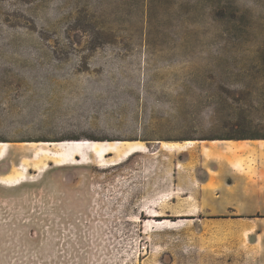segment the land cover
I'll use <instances>...</instances> for the list:
<instances>
[{"label": "rangeland", "instance_id": "374dc122", "mask_svg": "<svg viewBox=\"0 0 264 264\" xmlns=\"http://www.w3.org/2000/svg\"><path fill=\"white\" fill-rule=\"evenodd\" d=\"M262 57L264 0H0V264H264L210 139L264 134ZM82 138L146 150L20 144Z\"/></svg>", "mask_w": 264, "mask_h": 264}, {"label": "crops", "instance_id": "0c3cea01", "mask_svg": "<svg viewBox=\"0 0 264 264\" xmlns=\"http://www.w3.org/2000/svg\"><path fill=\"white\" fill-rule=\"evenodd\" d=\"M234 140L238 143L234 150L222 148L212 153L222 156L225 160L223 165L229 162L232 168L234 221L248 218L249 221L246 223L249 225L264 224V139ZM224 153L229 154V159ZM254 219L260 221H253Z\"/></svg>", "mask_w": 264, "mask_h": 264}, {"label": "bare ground", "instance_id": "6f19581e", "mask_svg": "<svg viewBox=\"0 0 264 264\" xmlns=\"http://www.w3.org/2000/svg\"><path fill=\"white\" fill-rule=\"evenodd\" d=\"M194 141L163 142V147L169 149H184L185 145H191ZM21 146H28L35 157H41L45 166L48 161L58 164L84 161L93 153L102 165L109 164L108 155L127 157L138 150H146L143 141L138 140H90V139H63L60 141L24 142ZM11 144L0 141V158L10 149ZM32 163V162H31ZM163 221V220H162ZM162 221H156L161 223Z\"/></svg>", "mask_w": 264, "mask_h": 264}, {"label": "trees", "instance_id": "16d2710c", "mask_svg": "<svg viewBox=\"0 0 264 264\" xmlns=\"http://www.w3.org/2000/svg\"><path fill=\"white\" fill-rule=\"evenodd\" d=\"M261 60H264L262 57ZM245 112V111H244ZM242 112V113H244ZM242 119H244L242 122H245L246 116L241 114ZM240 121V123H242ZM210 139H224V140H229V139H236V140H241V139H264V134L260 133H238V134H229L225 135L223 137H210Z\"/></svg>", "mask_w": 264, "mask_h": 264}]
</instances>
